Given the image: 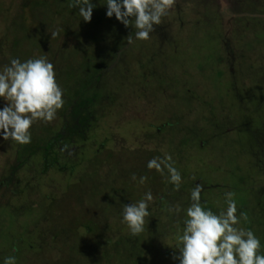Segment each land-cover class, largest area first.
I'll use <instances>...</instances> for the list:
<instances>
[{
  "label": "rangeland",
  "instance_id": "obj_1",
  "mask_svg": "<svg viewBox=\"0 0 264 264\" xmlns=\"http://www.w3.org/2000/svg\"><path fill=\"white\" fill-rule=\"evenodd\" d=\"M230 1L216 0V7L214 0H176L150 39L128 44L126 37L136 29L130 26L126 36H112L107 24L120 22L106 16V0L91 2L92 18L103 23L100 34L108 33V42L94 41L89 32L93 20L83 23L77 8L71 18L82 29L73 34L75 22L61 13L69 0H0V67L12 58L8 50L13 44L23 50L21 61L46 55L65 102H77L75 75L95 70L88 56L93 49L107 42L109 50L116 39L125 58L113 59L112 66L127 63L118 86L114 76L107 80L112 87L94 117L85 99L86 112L63 106L50 123H34L30 145L0 137V264L9 255L17 264H178L171 257L197 183L204 189L202 204L217 214L227 207L224 193H235L237 215L248 217L239 226L254 232L264 254V212L255 209L253 215L246 208L248 186L256 193L264 180L249 156L254 136L264 132V12L257 13L260 19L245 17L251 1L239 0L242 13L229 18L231 9L219 11ZM256 8L264 9V0ZM96 9L103 12L99 17ZM38 16L41 26L36 27ZM219 29L225 39L229 30L233 44L228 70L218 60ZM56 30L59 35L51 38ZM65 49L71 51L68 56ZM137 59L147 65L145 72L139 71ZM4 103L0 98V108ZM44 127L65 131L61 149L44 150ZM19 147L25 151L19 154ZM166 154L182 176L178 191L147 167L150 159ZM140 176L148 178L144 184ZM149 190L154 196L151 216L145 231L133 236L121 222L123 206ZM173 204L182 209L178 215L166 211Z\"/></svg>",
  "mask_w": 264,
  "mask_h": 264
},
{
  "label": "clouds",
  "instance_id": "obj_2",
  "mask_svg": "<svg viewBox=\"0 0 264 264\" xmlns=\"http://www.w3.org/2000/svg\"><path fill=\"white\" fill-rule=\"evenodd\" d=\"M175 3L176 0H106V16H115L126 28L134 26L135 32L126 37V42L132 44L134 39H150V33L162 23ZM68 7L77 8L79 16L90 22L95 5L91 0H69ZM58 35V30L50 34L51 38ZM62 97L63 89L55 79L54 65L46 55L24 61L10 58L8 64L0 67V98L5 102L0 108V137L4 141L29 144L32 125L37 121H53L64 106ZM147 167L164 176L175 190L180 189L182 176L171 155L153 157ZM131 179L137 180L135 173ZM147 179L140 176L139 183L144 184ZM203 190V185L197 183L191 191V203L184 210L182 231L171 258L178 264H264L259 238L253 231L239 226L241 219L246 221L248 217L246 213L237 215L235 193H224L227 207L217 214L202 204ZM153 201L149 190L139 201L123 206L121 222L133 236L145 231L151 216L149 204ZM166 211L178 215L182 209L179 204H173L168 205ZM3 264H17L15 255L7 256Z\"/></svg>",
  "mask_w": 264,
  "mask_h": 264
},
{
  "label": "trees",
  "instance_id": "obj_3",
  "mask_svg": "<svg viewBox=\"0 0 264 264\" xmlns=\"http://www.w3.org/2000/svg\"><path fill=\"white\" fill-rule=\"evenodd\" d=\"M214 1H215V6L218 7L216 0H214ZM250 1L251 2L248 3L247 5L250 6L248 8H251V9L247 8L248 11L247 10L244 11V13H246L245 17H248V18H251V19H260L259 16H257V13L260 14V13L264 12V9H259L258 10V8H256V3L259 2L260 0H257V2L256 1H252V0H250ZM64 2H65V0H64ZM234 4H236L235 7H233ZM226 10H230L229 18H230V15L233 14V13H235V14L237 12H241L242 13L240 1L239 0H236V1L231 0L230 4H229V8H228V5H227V8L225 10H220L219 13L224 14V13H226ZM242 10H244V9H242ZM73 12H74L73 9H71L69 7H65L64 3H63V5L61 6V13H63V15L66 16L67 20L70 19L72 22H75V25H76L73 30L71 28H65V29L72 30L73 34L74 33L79 34L81 29H82L81 27H79V25L82 26V24H81V22H78L79 20H73L71 18V15H72ZM102 13H103L102 11L96 9V12L94 13V16L96 14L97 17H99V15H101ZM241 18H244V17L242 16ZM35 19L37 20L36 27H38V25L41 26L40 21H39V19L40 20L42 19L41 16L35 17ZM95 19L96 18H94V17L91 19V21L93 20L92 22L94 23L91 27H95V28L92 29V30L89 29V32L91 31L90 35L92 36L94 41L96 40L97 42H101L103 40H105V41L107 40V42H108V37H111V36L108 33H105V35L100 34L101 27H99V25H101L103 23L100 22V21H98V23H96ZM262 19H264V18H262ZM90 22H83V23H85L87 25ZM259 24L260 23L257 22L256 26L259 25ZM132 27L134 28V26H132ZM106 28H109V29L111 28V30H113V31H111L112 32V36L114 35L115 37L119 36L120 35L119 33H122L123 35H125L127 32L133 30V29H131L129 27L126 28L123 24H122V26H120V23H114L113 21H112V25H111V23L107 24ZM260 28H264V27H260ZM93 30H95V31H93ZM223 32H224V29H222V30L219 29L218 34H217L219 39H220L219 40V43H220L219 44L220 56H219L218 60H219V62H221L220 68L223 70V68H222V66H223V67H225V69L228 70V68H230L229 65L231 64V62H233L232 56L234 55V51L232 49L233 48V44L230 43V41H229L230 38H231L229 36V34H230L229 30H228V33L226 34L228 36L227 39L224 38L225 34ZM97 34L99 36H98V38H95ZM127 34H129V33H127ZM33 36H36V34L33 35ZM105 37H107V39ZM255 38H256V36H255ZM107 42H106V44H107ZM123 42H125V40ZM106 44L104 45V47H102L103 49L99 48V47H98L99 49H93L92 50L93 51V55L91 57H90V55H88L89 58H91V63L93 64V68L95 67V70H93L91 73H87V72L85 73L84 72L83 74H76L75 75L74 80L78 84V86H77L78 88L77 89L75 88L74 94L76 95V97H78L77 98V102L76 101L72 102L71 99H69V101L67 100L65 102L64 108H68V109L71 108L70 109L71 112H73L74 110H81L83 112L84 111L86 112V108H85V106L82 105V103L85 104L84 100L87 99L86 100L87 105H89L91 107V109H92V112L90 111V116L94 117L95 116V112L97 110L96 107L97 106H100V107L104 106L103 105V103L105 102V100H104L105 93L104 92H106L107 88H111L112 87V86L108 85V84H112V83L111 82L107 83V82L114 76L115 79L117 78L116 79L117 83L114 84V85L118 86L119 82L123 80L124 71L127 70V63L123 62V65L121 67L118 64L117 68L115 69V65L112 66L113 65L112 64L113 63L112 60L116 59L117 61H122L125 58V54L123 53V51H121L120 44H117L116 39H115L114 44L111 46V48L109 50H105ZM90 48H91V46H90ZM84 50H85L86 53H88L87 52V50H88L87 46L84 47ZM108 51L112 52V54H109ZM8 52L10 53V56L12 58H16L17 57V58L21 59L24 56L23 50L19 49L18 46H16L15 44L12 45V47L8 50ZM70 52L71 51H67V49H65L64 55L68 56L67 54H69ZM83 58L85 59V57H83ZM83 58L81 57L80 61H82ZM84 59H83V61H85ZM73 62L65 63V67H70ZM5 63L8 64L9 61L4 62V64ZM135 63L138 66V68L139 67L141 68V70L139 68V71L145 72V69H146L145 67L147 65L142 64L141 60H139V59H137L135 61ZM222 63H224V64H222ZM123 66L125 68H123ZM118 73H121V75L118 76ZM221 73L222 72H220L219 75H221ZM228 73H230V80H231V82H233L234 78L236 77L234 75V73H233V70H230ZM215 80L216 81L218 80L217 77H216ZM96 87H98V89ZM100 91H103V93L101 94ZM97 92H98L99 95L95 96V94H97ZM108 92L109 91H107V93ZM81 116H83V115H81ZM160 128H162V127H160ZM160 128H158V129H160ZM43 129L46 131L44 136L47 135V138H45V139L41 138V140H44L47 143V145L45 146L44 150L46 149V151H47V150L51 149L52 146H55V148H56L57 145L58 146H63V143L66 142L65 141L66 137H64L62 135V130L61 131H54V130H50L49 131V128H45V127ZM155 131L157 132L158 130L156 129ZM28 145H30V143ZM20 149H21V147H19V149H18L19 154H20V152L22 153V152L25 151L24 149H21V150ZM260 196L261 195H259V197ZM260 203H261V200H260ZM188 204L190 205V203H188ZM240 208H242V207H240ZM242 210L244 212V209H242ZM260 212L263 213L264 212L263 209H261Z\"/></svg>",
  "mask_w": 264,
  "mask_h": 264
},
{
  "label": "flooded vegetation",
  "instance_id": "obj_4",
  "mask_svg": "<svg viewBox=\"0 0 264 264\" xmlns=\"http://www.w3.org/2000/svg\"><path fill=\"white\" fill-rule=\"evenodd\" d=\"M236 14L239 15L240 13H236ZM241 16H244V14H241ZM75 122L77 123V120H75ZM64 134H65V131L62 130V135L64 136ZM254 139H255V141H254L253 145H251V146H254V147L250 150V152H249L250 155L249 156L255 159V161L258 163V166H259L258 167L259 172L264 175V147H263V144H264V132L261 135L254 136ZM57 147L60 148V149L62 148V146H58V145H57ZM55 162H56V165H58L57 164L58 163L57 160ZM258 178H260V177H258ZM248 187L250 188L251 192H250V194H249V196H248V198L246 200V202H247V205H246L247 212L250 211L249 213L253 214L255 209L259 210V212H260V208L263 209V211H264V208H263L264 206H263V203H262V200L264 198V180H263L261 188L257 189V192H256L257 195L254 192V189H253L252 186H248ZM259 195H261V196L259 197ZM251 200H253V201H251ZM260 200H261V203H260ZM201 202H202V200H201ZM241 209H244V207H242ZM259 212H256L255 214L257 215ZM182 221L183 220H181V223H182Z\"/></svg>",
  "mask_w": 264,
  "mask_h": 264
}]
</instances>
